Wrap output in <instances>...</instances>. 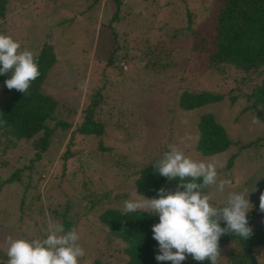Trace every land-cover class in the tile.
Returning <instances> with one entry per match:
<instances>
[{
	"label": "rangeland",
	"instance_id": "rangeland-1",
	"mask_svg": "<svg viewBox=\"0 0 264 264\" xmlns=\"http://www.w3.org/2000/svg\"><path fill=\"white\" fill-rule=\"evenodd\" d=\"M122 1L121 13L130 17L135 28L125 25L127 19L108 23L114 10L112 0L21 2L7 22L6 33L19 41L21 50L33 52L47 34L56 61L47 70L40 89L57 101V117L70 120L73 126L77 115L67 113L78 109L84 93L100 88L103 96L100 119L105 129L100 136H75L70 146L72 154L64 168L57 157L64 149L70 129L59 143L53 134L39 160H32L31 170H20L21 182L0 185V264H6L8 259L5 243L8 236L45 238L49 224L58 222L50 209L61 212L66 204L65 217L71 220V228L65 231L76 229L85 251L79 264H93L95 259L100 264H125L124 256L118 252L121 243L108 237L97 215L105 208L121 209L125 199L134 198L133 174L129 172L154 156L161 144L168 149L175 145L194 160L217 164L219 178L230 183L223 193L215 187L202 190L214 197L217 207L224 206L229 192L248 193L249 207L254 212L251 228L260 239L251 244L250 252L257 264H264V211L260 209L264 191V107L242 109L249 102L243 98L230 102L226 96L191 110L176 105L181 90L226 91L227 84L205 72L203 54L189 49L190 30L182 28L184 9L192 14L197 26L210 14L214 0ZM145 23L149 30L142 28ZM112 28L117 34V52L123 51L127 57L106 65L113 43L109 33ZM155 43L159 51L157 48L154 52L167 55L160 61L170 60V64L145 68L140 59L148 57L143 54L146 46ZM117 52L115 55H119ZM201 112L211 113L225 130L230 143L223 151L200 155L193 150L195 120ZM254 119L258 122L253 123ZM98 143L110 150L96 151ZM32 152L29 142L13 141L9 133L0 132V179L29 165ZM230 155L231 163L225 167ZM162 188L169 191L166 184ZM103 190L109 195L88 209L83 194ZM22 193L24 205L18 210ZM37 193L40 196L35 199ZM234 247L232 241L221 245L217 264H231L230 252ZM188 261L187 255L181 264Z\"/></svg>",
	"mask_w": 264,
	"mask_h": 264
},
{
	"label": "trees",
	"instance_id": "trees-1",
	"mask_svg": "<svg viewBox=\"0 0 264 264\" xmlns=\"http://www.w3.org/2000/svg\"><path fill=\"white\" fill-rule=\"evenodd\" d=\"M27 1L31 0H0V33L7 35V22L12 17L16 5ZM112 2L114 10L108 23L114 20L121 23L127 19L125 25L135 28L136 25L132 20H129L130 17H125L121 13L123 1L112 0ZM184 14L182 28L189 29L192 38L189 49H195V53L203 54L205 72L218 76L219 81L227 84V87L226 91L206 88L196 91L181 90L177 95L176 105L183 110H191L207 103L219 101L226 96L230 102L237 98H243L249 102L242 109L255 106L263 108L264 0H214L210 14L196 23L197 26H195L192 14L188 10L184 9ZM142 28L149 30L146 23L142 25ZM109 33L113 43L105 59L106 65L114 59L119 61L127 57L125 52H117L119 45L117 44L116 30L112 28ZM155 45L156 43L147 45L143 52L148 55V57L140 59V64L145 68L157 69L170 64V60L164 63L160 61L164 55L166 57L167 55L161 51L155 53L154 51L158 48ZM157 50L159 51V48ZM116 52L119 55H115ZM33 53L40 75L31 82L26 94L15 89L9 90L6 87L4 81L11 77V72L0 75V132L9 133L13 141L29 142L30 149L33 151L28 158L29 165L16 168L4 179H0V185L5 182H21L20 170H31L32 160H39L40 154L47 149L53 134L59 143L65 131L70 129L64 149L57 157L64 168L67 159L72 154L70 146L73 145L72 139L75 136H100L105 129V125L100 119L102 113L100 103L103 102L100 88L90 89L84 93L78 109H72L67 113L71 116L77 115V122L73 126H71L70 120L57 117V101L40 89L47 70L56 61V55L47 34L38 42ZM194 130L193 150L197 154L211 155L223 151L230 143L223 127L214 120L209 112H201L197 115ZM8 143L11 144L9 141ZM95 149L96 151H106L110 150V147L98 143ZM166 151H169L167 145L161 144L154 156L143 164L136 165V168H132L129 173L133 174L135 192L137 191L138 194L146 198H154L158 195L157 190L165 184L169 186V191L177 190L178 179L169 180L152 168L153 163L160 159ZM231 160L232 156L230 155L225 162V167L230 165ZM179 190L183 191V188ZM83 195L87 199L89 209L99 200L107 197L109 192L103 190L98 194L88 192ZM91 195L92 197H90ZM39 196L37 193L34 198L38 199ZM23 197L24 193L19 198L18 210H22L24 205ZM66 208L67 204L61 212L50 209L51 216L58 218V222L64 225L65 230L71 228V220L65 217ZM253 213V210L246 213L250 227ZM97 219L107 230L108 237L115 238L121 243L118 252L124 256L125 264H171L170 261L155 259L159 247L158 242L152 236L151 226L159 222L157 215L139 211L122 215L121 209L105 208L98 213ZM221 227H225L222 221ZM258 236L252 231L250 238L245 240L235 234H224L219 239V247L228 241L235 242L234 250L230 252L231 264L233 262H235L234 264H249L250 259L253 260L252 264H257L254 257L252 258L250 247L251 244L257 242ZM251 240L255 241L249 244L246 254L243 251L244 245ZM188 256L189 261L185 264H211L208 260L196 261L190 255ZM93 264H100V261L95 259Z\"/></svg>",
	"mask_w": 264,
	"mask_h": 264
},
{
	"label": "clouds",
	"instance_id": "clouds-1",
	"mask_svg": "<svg viewBox=\"0 0 264 264\" xmlns=\"http://www.w3.org/2000/svg\"><path fill=\"white\" fill-rule=\"evenodd\" d=\"M9 72L12 74L4 81L6 87L23 94L40 75L35 54L28 49L21 50L19 41L0 33V75ZM169 149L152 168L169 180L178 179L177 190L166 192L160 188L154 198H146L136 191L134 198L122 202L121 214L139 211L159 217V222L151 226L159 247L157 261L181 264L190 255L196 261L217 264L222 235L235 234L245 240L252 235L246 217L250 210L248 193L229 192L224 206L217 207L214 197L202 191L215 187L217 192L223 193L230 183L219 178L217 164L194 160L175 145H170ZM260 209L264 211V196L260 198ZM221 221L225 227H221ZM80 239L76 229L65 231L64 225L55 221L49 224L42 239L8 236L6 264H79V259L85 255Z\"/></svg>",
	"mask_w": 264,
	"mask_h": 264
},
{
	"label": "water",
	"instance_id": "water-1",
	"mask_svg": "<svg viewBox=\"0 0 264 264\" xmlns=\"http://www.w3.org/2000/svg\"><path fill=\"white\" fill-rule=\"evenodd\" d=\"M258 240H260V239H257V241ZM255 240H251V241H248V242H246L245 243V245H244V252L247 254L248 253V247H249V244L250 243H252V242H254ZM252 262H253V260L252 259H250V264H252Z\"/></svg>",
	"mask_w": 264,
	"mask_h": 264
}]
</instances>
